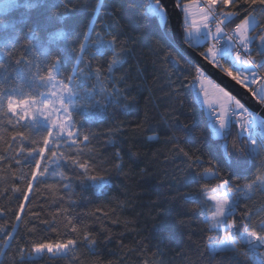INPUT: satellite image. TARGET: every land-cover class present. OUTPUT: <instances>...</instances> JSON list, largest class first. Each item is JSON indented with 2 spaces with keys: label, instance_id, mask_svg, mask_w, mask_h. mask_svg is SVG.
Wrapping results in <instances>:
<instances>
[{
  "label": "snow or ice",
  "instance_id": "6c2138e0",
  "mask_svg": "<svg viewBox=\"0 0 264 264\" xmlns=\"http://www.w3.org/2000/svg\"><path fill=\"white\" fill-rule=\"evenodd\" d=\"M218 3L220 10L216 11ZM229 4L237 11H225L224 6ZM243 4L264 6V0H243ZM126 5L140 10L139 19L125 22L124 7L114 0H0V119L6 118L16 129L14 140L18 137L22 143L27 140L29 145L42 144L27 148V156L35 160L39 176L49 173L50 163L55 164L50 175L67 181L62 186L69 197L77 186L81 194L107 195L112 174L126 175L123 155L114 139L124 122L115 110L109 113L108 109L114 107L127 114L135 104L136 97L126 95L131 85L124 65L136 56L137 48L150 46L152 55L162 56V65H167L162 70L168 98L179 102L185 81L190 78L210 113L204 131L196 136L193 134L200 119L195 114L190 122H182L173 105L161 120L166 134L170 133L166 142L173 145V158L181 160L179 170H174L171 178L187 189L182 199L197 205L203 216L200 223L207 226L203 231L207 233L205 250L209 258L221 256L228 264H264V207L246 208L237 215L242 196L250 200L251 193H264V107L258 114L176 50L169 0L139 4L137 0H127ZM239 5L240 0H203V6L197 0H171L172 8L178 10L179 43L192 50L207 45L199 55L220 67L231 81L264 106V29L256 32L247 8L241 18ZM233 23L232 32L225 31ZM133 24H138L139 29ZM222 60L229 66L224 67ZM135 66L137 74L142 75L145 69L139 59ZM258 83L259 87H252ZM96 117L114 121L107 129L105 141L116 148L110 157L89 147L99 142V134L84 128L81 121ZM44 125L46 128L38 133L42 140L35 139L30 131ZM193 139L200 147H190ZM20 152L23 155L24 148ZM20 163L16 159V164ZM205 163L209 166L204 167ZM59 168L65 170L57 172ZM68 172L72 173L71 178ZM21 177L27 181L28 191H32L37 171L31 172V180L23 172ZM213 180L219 182L209 188ZM16 191L22 193L25 201L29 199L27 192ZM18 207L19 211L13 214L21 221L25 204L21 202ZM169 211L170 207L164 208L160 215L167 218ZM180 215L177 212L173 217L174 226L190 229L191 221L179 219ZM43 223L46 230L57 231L52 222ZM80 224L82 220L75 216L67 223L76 238L31 242L21 236L16 247L18 264H25L32 256H66L79 247L78 240L94 251L97 236L86 226L78 227ZM18 235L15 225L12 232L5 231L6 246ZM107 239L111 241L110 236ZM238 245H246L247 251L241 252Z\"/></svg>",
  "mask_w": 264,
  "mask_h": 264
},
{
  "label": "trees",
  "instance_id": "16d2710c",
  "mask_svg": "<svg viewBox=\"0 0 264 264\" xmlns=\"http://www.w3.org/2000/svg\"><path fill=\"white\" fill-rule=\"evenodd\" d=\"M147 2L148 0H137L138 4ZM184 2L188 3L191 0ZM114 3L124 7L122 15L125 22L139 19L140 10L129 9L126 5L127 0H114ZM239 7L241 18L246 14L244 8L251 11V17L256 21L254 27L257 33L264 29V6L244 5L243 0H240ZM217 10H220L219 3ZM224 10L237 11L231 4L224 6ZM238 22L239 19L236 20V23ZM233 25L235 24H229L227 28ZM132 27L139 29L138 24H133ZM174 46L181 55L194 62L175 43ZM206 47L207 45L195 51L199 53L206 50ZM173 55L175 56V53ZM137 59L145 69L142 75H138L136 71ZM153 60L157 63L153 64ZM161 61L162 56H153L150 46H142L136 49V56L124 65L128 72V83L131 85L126 95L135 96L136 102L129 107L127 114L114 107L108 109L109 113L115 110L118 119L124 122L120 134L114 139L118 141L116 148H119L123 155L126 175L112 174L111 187L106 189L107 195L99 193L93 195L89 192L81 194L82 190L77 186L69 197L62 186L67 181L61 182L59 175H50L56 168L55 164L50 163L49 173L39 176L35 160L27 156V148L39 147L42 144L29 145L27 140L22 143L18 137L14 140L16 129L7 123L6 118L0 119V157L9 158L0 159V250H2L0 264H14V261L18 264L20 257L17 255L16 247L21 236L24 241L31 242H42L46 238L52 240L76 238L67 227L68 220L73 216L82 220L78 227L86 226L94 236H97L98 244L95 250L90 251L84 242L78 240L79 247L75 252L70 251L66 256L51 259L48 255L32 256L25 264H228L221 256L210 259L209 253L205 250L208 240L207 233L203 230L207 226L200 223L203 216L197 205L186 203L182 199L187 189L177 185L171 178L172 172L179 170L181 160L173 158L174 154L171 151L173 145L166 142L170 133L166 134L161 123L163 115L171 112V106L175 105L178 108L175 115H178L182 122H190L193 114L200 119V126L193 134L196 136L204 131V122L208 121L210 116L198 100L190 78L185 81L179 102L168 98L169 90L164 87L162 70L167 65H162ZM221 64L224 67L229 66L223 60ZM81 123L84 128H91L99 134V142H94L89 147L94 146L109 157L116 151V148L105 144L108 139L107 129L114 121L96 117L82 120ZM44 128L46 125L32 129L30 134L35 139L42 140L38 133ZM25 131L29 134V130ZM151 136L159 139L147 140ZM190 147L195 149L200 145L193 139ZM21 148H24L23 155L20 152ZM35 158L39 159L38 156ZM16 159H20L21 163L16 164ZM41 164L43 167L44 162L41 161ZM208 166L205 163L204 167ZM56 170L59 172L65 169ZM32 171H37L38 179L32 181V191H28L27 181L21 177V172L27 174V179L31 180ZM68 175L72 177L71 172H68ZM218 182L210 181L209 188H214ZM73 183L78 185L77 181ZM16 189L27 192L29 199L25 201L22 193ZM250 195L252 196L250 200L241 197L238 216L246 208L256 210L264 207V193L253 192ZM21 202L25 204V209L20 213L22 220L17 221L13 213L19 211L18 206ZM169 207L167 218L161 216L163 209ZM64 209H67V212ZM189 209L196 210L188 211ZM205 210H208V206H205ZM177 212L181 213L179 219L191 221L190 229L174 226L173 217ZM259 218L261 217L256 219ZM45 220L52 222L57 231L46 230L43 223ZM165 220L166 223L162 224ZM13 225L20 235L10 242V246H6L4 232H12ZM109 236L110 242L107 239ZM238 248L241 252L247 251L246 245H238Z\"/></svg>",
  "mask_w": 264,
  "mask_h": 264
},
{
  "label": "water",
  "instance_id": "95a60500",
  "mask_svg": "<svg viewBox=\"0 0 264 264\" xmlns=\"http://www.w3.org/2000/svg\"><path fill=\"white\" fill-rule=\"evenodd\" d=\"M169 10L172 13V26L175 29L174 43L190 58H192L197 65L201 66L211 79L220 84L222 87H225L227 91H231L234 95L237 96L238 99H241V101L245 103L246 106L255 110L259 114L261 112V108L264 106H261L258 100L252 97L245 88L240 85H236L235 82L231 81V78L228 77L221 69L212 65L208 61H205L195 50L189 49L183 44L179 43L181 30L178 26V10L172 8L171 0H169Z\"/></svg>",
  "mask_w": 264,
  "mask_h": 264
},
{
  "label": "rangeland",
  "instance_id": "374dc122",
  "mask_svg": "<svg viewBox=\"0 0 264 264\" xmlns=\"http://www.w3.org/2000/svg\"><path fill=\"white\" fill-rule=\"evenodd\" d=\"M199 2H200V3H199ZM199 2H197V3H199L201 6H203V2H201L200 0H199ZM188 3H190V2H188ZM194 7H195V5H194ZM217 8H218V5H217ZM250 20L252 21L253 26H255L256 21H255L253 18H250ZM231 27H232V26H231ZM231 27L226 28L225 31L229 32L228 30H230ZM218 68L221 69L220 67H218ZM257 87H258V86H257ZM254 88H256V87L254 86ZM194 90L196 91V88H195V87H194ZM196 94H197L198 100H200V102H201V104H202V97H201V95H200L197 91H196ZM202 106H203V105H202ZM203 107H204V109H205V112H206L207 114H209V116H210L209 110H208L205 106H203Z\"/></svg>",
  "mask_w": 264,
  "mask_h": 264
},
{
  "label": "built area",
  "instance_id": "2783aa9c",
  "mask_svg": "<svg viewBox=\"0 0 264 264\" xmlns=\"http://www.w3.org/2000/svg\"><path fill=\"white\" fill-rule=\"evenodd\" d=\"M216 11H218L217 9H216ZM234 27H235V25H233L232 27H231V29L230 30H228L229 31V33H231L232 32V30L234 29ZM259 85V83L257 84V85H253L252 87H257Z\"/></svg>",
  "mask_w": 264,
  "mask_h": 264
},
{
  "label": "crops",
  "instance_id": "0c3cea01",
  "mask_svg": "<svg viewBox=\"0 0 264 264\" xmlns=\"http://www.w3.org/2000/svg\"><path fill=\"white\" fill-rule=\"evenodd\" d=\"M197 2H199V0H197ZM200 3V2H199ZM250 18H252V17H250ZM258 87H259V85H258Z\"/></svg>",
  "mask_w": 264,
  "mask_h": 264
}]
</instances>
